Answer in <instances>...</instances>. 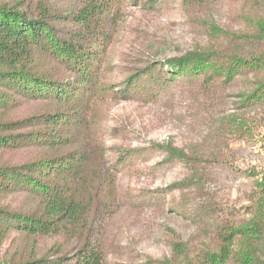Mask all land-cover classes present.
I'll return each mask as SVG.
<instances>
[{"label": "trees", "instance_id": "trees-1", "mask_svg": "<svg viewBox=\"0 0 264 264\" xmlns=\"http://www.w3.org/2000/svg\"><path fill=\"white\" fill-rule=\"evenodd\" d=\"M171 2L77 0L62 15L45 3L0 0V264H106L104 249L90 236L88 215L100 206L117 209V174L138 171L153 153L161 158L150 169L195 172L196 155L170 142L119 148L111 162L97 132L110 101L156 103L185 89L234 96L239 115L233 129L250 135L256 124L264 151V0H182L205 12L209 44L149 59L118 84L107 81L114 71L109 47L126 9H160ZM221 18L236 29L220 28ZM195 182L189 174L144 198L162 207L170 196L173 213L194 222L191 204L172 196L187 193ZM256 186L250 218L219 225L213 249L191 254L176 239L170 257L121 264H264V173ZM12 236L20 241L1 253ZM59 237L75 242L67 250L57 244L43 252L35 248L36 241Z\"/></svg>", "mask_w": 264, "mask_h": 264}, {"label": "rangeland", "instance_id": "rangeland-1", "mask_svg": "<svg viewBox=\"0 0 264 264\" xmlns=\"http://www.w3.org/2000/svg\"><path fill=\"white\" fill-rule=\"evenodd\" d=\"M26 2L45 3L66 15L74 9L77 0ZM206 21L203 10L183 6L182 0H172L160 9L130 6L109 47L114 71L107 75V81L118 84L129 69L149 59L164 60L207 46L212 37L207 35ZM218 21L222 29H236L230 19ZM237 100L234 96L207 97L198 90L185 89L156 103L110 101L105 104L97 132L111 162L119 148L142 150L152 144L169 142L196 155L192 163L194 173L179 166L164 172L150 169L161 158L153 153L146 164H138V171L117 174V191L121 196L117 209L100 206L88 215L90 236L104 249L106 264L141 263L146 258L159 261L171 256L170 243L176 239L185 242L191 254L213 249L219 225L240 224L250 218L256 183L263 178L264 151L259 136L261 129L256 124L251 127L250 135L233 129L232 119L239 115L235 111ZM252 116L253 113L249 117ZM189 174L195 178V185L185 194L176 191L172 197L191 204L192 212L196 213L194 222L173 213L170 196L162 207L150 206L144 198L147 192L163 191ZM77 237L84 240L85 233L83 236L80 232ZM19 241L17 236H12L1 253L8 246L13 249ZM74 242L68 237L44 239L36 241L35 248L43 252L57 244L67 250Z\"/></svg>", "mask_w": 264, "mask_h": 264}]
</instances>
